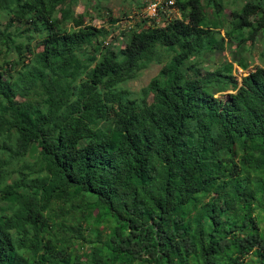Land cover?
<instances>
[{
	"label": "trees",
	"instance_id": "obj_1",
	"mask_svg": "<svg viewBox=\"0 0 264 264\" xmlns=\"http://www.w3.org/2000/svg\"><path fill=\"white\" fill-rule=\"evenodd\" d=\"M80 1L0 0V264H264V69L231 75L264 0L227 28L222 0H175L188 24L116 49L84 23L116 22L102 0Z\"/></svg>",
	"mask_w": 264,
	"mask_h": 264
},
{
	"label": "clouds",
	"instance_id": "obj_2",
	"mask_svg": "<svg viewBox=\"0 0 264 264\" xmlns=\"http://www.w3.org/2000/svg\"><path fill=\"white\" fill-rule=\"evenodd\" d=\"M222 1L225 3L224 11H226V12H225V15H223L220 19H221V21H224V23H223L224 25L222 27L227 28L228 22H229L230 18H232V12L239 11V9L228 10V8H227L228 3L226 2V0H222ZM122 3L120 5H122ZM230 3H234V0H232ZM211 12H212L211 10L207 11V13H211ZM106 14L107 15L110 14L111 17L116 21L113 25L109 24V27L112 30L110 28H106L105 26H99V27L95 26V27L96 28L104 27L108 30L109 33L113 32L115 30L116 26L118 27V32L122 33V35H121L122 37L117 39V40H108L106 37L105 38L106 40L104 42V44L106 46L111 47L113 49H116L117 47H121V48L123 47V43L120 44V41L124 40L125 36L130 31L135 30L136 32H138V30L140 28H142V29L147 28V26H149V24H146V23L149 20H154L162 28H166L173 21H177L179 23L183 22L185 24L189 23V19L184 18L182 16V13L179 10V8L177 7L175 0H138L135 3L128 2L126 7L119 6V4H117L111 10L108 9V6H107V11L105 10L104 16ZM210 15L211 14H208L207 17H209ZM253 18H254L253 16L250 17L249 21H252ZM99 19L101 21L105 22L101 18H99ZM120 24H121V26H120ZM209 28H211V27H209ZM204 29H206V28H204ZM220 30H224V29H220ZM219 34H220V31H219ZM224 36H220V37H224ZM115 41H117L119 44L114 45ZM234 49H236V48H234ZM241 54H243V52ZM241 54L239 55V57L237 58V60L235 62H232V69L233 70H232L231 75L234 74V72H237L238 74H240V72H241L242 75L245 74L239 80H237V78L232 75L234 78H236L238 86H241L242 79L244 77L248 76L249 72L253 71L255 68L264 69V67L255 66L253 69L249 70L250 65L247 61H245V62L248 64V67H247L248 70L242 69L239 65L241 61H244L241 57ZM204 56H205V58H203V61H212L207 55H204ZM216 56H217V54H214L213 59H215ZM231 59H232V57H231ZM231 59H230V61H231ZM223 61L230 62V61H227L226 59L222 60V62ZM212 62L216 63L215 61H212ZM200 70H201V68H200ZM131 81H133V80H131ZM230 91H232V90H230ZM223 93L219 92L217 94H223ZM234 93H235V91L232 94H234ZM216 95L214 97L218 98V97H216Z\"/></svg>",
	"mask_w": 264,
	"mask_h": 264
},
{
	"label": "rangeland",
	"instance_id": "obj_3",
	"mask_svg": "<svg viewBox=\"0 0 264 264\" xmlns=\"http://www.w3.org/2000/svg\"><path fill=\"white\" fill-rule=\"evenodd\" d=\"M136 1H138V0H102L101 4L105 8L108 6V9L111 10L117 4H119V6L126 7L128 2L135 3ZM231 1L232 0H226V2L228 3V5H227L228 10L240 9L246 2V0H234V3H230ZM121 3H122V5H120ZM85 4H86L85 1L82 0L73 8L74 14L76 16L79 14H83L87 10L86 7L88 5H85ZM89 15H91L92 17L96 16L90 10H89ZM89 15H87V16L85 15V19H84L85 24H91V25L97 26V27L105 26L106 28H110L109 24H105V22L101 21L97 17H95L92 20H89ZM120 26H121V24H120ZM67 27L69 28V26H67ZM263 33L259 34L253 43H251V44L247 43L245 46L246 50L243 52V54H241L242 59L249 63V65H250L249 70L253 69L255 66L264 67V34ZM121 35H122V33L118 32V27L116 26L115 30L108 34L107 39L108 40H117V39L122 37ZM224 35H225L224 30H220V36H224ZM118 44L119 43L117 41L114 42V45H118ZM234 48H235L234 46L231 48H227L225 50V52H223L221 54L216 53L217 56L214 59V61L216 63H214L212 61H202L203 67L200 70V72H201L200 76H205V74L207 72L220 67L222 60L226 59L227 61H230L231 52H233L235 50ZM161 68H162V65L152 64L148 69L143 70L139 74L137 79L128 82L126 86L129 87L132 91L138 92L139 89H141L142 87H146L148 85L150 80L158 74V72L161 70ZM232 75L234 77H236L237 80H239L245 74L242 75L241 72H240V74H238L237 72H234V74H232ZM232 93H233L232 91L228 90V91L224 92L223 94H217L216 97H218V100H220V101H228L229 95ZM147 97H148V103H152L154 101L153 94H148ZM8 183H10V181H8ZM260 217H261V220L259 221V227H260V230H262V229H264V214L261 213ZM255 259H256V257H255Z\"/></svg>",
	"mask_w": 264,
	"mask_h": 264
}]
</instances>
